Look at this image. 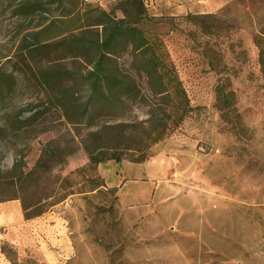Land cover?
Instances as JSON below:
<instances>
[{
    "label": "rangeland",
    "instance_id": "374dc122",
    "mask_svg": "<svg viewBox=\"0 0 264 264\" xmlns=\"http://www.w3.org/2000/svg\"><path fill=\"white\" fill-rule=\"evenodd\" d=\"M86 1L104 9L112 2ZM143 2L150 15L174 17L142 27L161 36L192 111L144 161L94 167L82 148L91 131L85 122L52 109L30 126H10L43 108L37 68L70 85L62 70L74 77L84 67L61 53L20 60L35 22L0 2V67L16 81L0 104V180L22 174L16 201L31 228V235L0 228V264H264V78L253 42L264 26V0L219 7L220 0H204L214 9L183 15ZM219 85L232 92L235 117L227 122L216 102ZM73 93L80 109L85 91ZM113 114V121L147 117L145 107L128 102L97 120Z\"/></svg>",
    "mask_w": 264,
    "mask_h": 264
},
{
    "label": "trees",
    "instance_id": "16d2710c",
    "mask_svg": "<svg viewBox=\"0 0 264 264\" xmlns=\"http://www.w3.org/2000/svg\"><path fill=\"white\" fill-rule=\"evenodd\" d=\"M107 9L86 0H0L2 9L31 27L32 44L18 49L21 60L28 56L61 53V59L78 60L84 72L72 77L68 70L60 76L72 84L59 81L54 72L37 68L34 83L42 93L43 108L26 118L9 122L12 128L30 126L48 110H56L71 123L85 122L91 128L82 142L90 166L106 161L120 163L128 159L140 163L147 158L148 149L175 131L192 111L186 92L178 77L161 36L142 25L171 23L173 16L150 15L143 0H106ZM194 21L197 16L187 15ZM258 49V64L264 78V26L253 38ZM127 56L126 63L121 59ZM145 80V89L139 79ZM61 80V79H60ZM61 80V81H62ZM12 73L0 67V104L15 89ZM85 91V100L75 104L73 90ZM216 102L221 118L227 122L233 115L232 92L217 86ZM146 108V118L118 119L99 123L102 115L116 113L127 103ZM235 117V116H233ZM4 129L0 127V135ZM22 177V178H20ZM24 179L0 180V203L17 199ZM5 253V247H1Z\"/></svg>",
    "mask_w": 264,
    "mask_h": 264
},
{
    "label": "crops",
    "instance_id": "0c3cea01",
    "mask_svg": "<svg viewBox=\"0 0 264 264\" xmlns=\"http://www.w3.org/2000/svg\"><path fill=\"white\" fill-rule=\"evenodd\" d=\"M146 1V0H144ZM151 4L152 2L157 3L158 5L161 3L164 11H169L171 14L183 15L187 13H205L214 9V7H219L224 5V3L229 0H220L219 4H216L214 7H208V5L204 6L203 4H199L204 0L196 1V0H148ZM207 1V0H205ZM56 226V225H55ZM30 226H26L24 222V218L21 212V205L18 201L12 200L0 203V228L9 231H19L22 230L23 234L27 232L31 235ZM53 227V226H52Z\"/></svg>",
    "mask_w": 264,
    "mask_h": 264
}]
</instances>
